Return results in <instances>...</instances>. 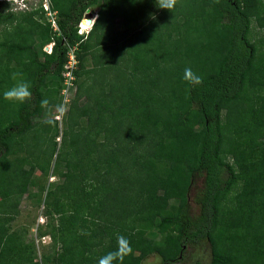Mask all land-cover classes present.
<instances>
[{
    "label": "trees",
    "instance_id": "16d2710c",
    "mask_svg": "<svg viewBox=\"0 0 264 264\" xmlns=\"http://www.w3.org/2000/svg\"><path fill=\"white\" fill-rule=\"evenodd\" d=\"M155 2L48 0L56 33L41 21L38 3L22 13L27 25L13 39L0 41L12 61L0 67V247L10 242L5 223L18 199L30 187L44 190L34 171L45 179L51 166L59 181L43 203L58 220L56 264H98L116 250L118 236L132 248L123 264L152 254L173 264L183 244L198 239L210 247L203 264H264V64L251 26L264 30V0H180L172 12H150ZM93 6L90 29L78 35ZM11 15L0 23L12 24ZM36 42L40 49L52 43L50 52L38 55ZM114 48L121 52L115 61L106 57ZM69 49L75 92L57 142V122L40 121L41 100L60 102ZM188 67L200 85L184 81ZM13 73L30 84L24 104L3 98ZM262 158L256 175L254 161ZM245 163L238 178L235 167ZM198 178V214L191 216L188 192ZM237 181L236 215L222 225L220 204Z\"/></svg>",
    "mask_w": 264,
    "mask_h": 264
},
{
    "label": "rangeland",
    "instance_id": "374dc122",
    "mask_svg": "<svg viewBox=\"0 0 264 264\" xmlns=\"http://www.w3.org/2000/svg\"><path fill=\"white\" fill-rule=\"evenodd\" d=\"M8 0H0V17L2 15L12 14L13 17L12 24L8 23H0V41H8L12 40L15 33L18 29L26 26L27 24L23 22L22 16L24 11H29L28 9H20L18 6V0H11V2H7ZM146 1V0H145ZM7 3L8 5H4ZM38 3L43 11L44 19L41 21H47L48 17H46V12L43 9L42 5L46 4L48 6V0H30V7L36 8ZM49 7V6H48ZM97 10L96 6L91 7L90 13L88 17L91 19L94 17L92 14ZM159 10L156 6V2L149 8L150 12H156ZM93 11V12H91ZM85 18V12L82 16V19ZM92 20V19H91ZM252 26V33L255 39V44L257 45L258 55L261 58V66L264 64V30L258 29ZM51 27V26H50ZM52 28V27H51ZM88 28V27H87ZM114 28L116 30H120V19L117 18L114 22ZM55 33L57 30L52 29ZM37 41V40H36ZM38 42V41H37ZM35 44V50L37 54L40 55L42 52V48L38 47V44ZM119 48H114L113 51L107 53L106 57H109V60H117V57L121 52H119ZM40 58V56H39ZM108 63V62H106ZM112 64V63H109ZM5 65H12V61L10 58H7L3 52H0V67ZM83 66L90 67L89 58H85L83 61ZM262 70H260L261 72ZM256 82V81H255ZM258 84V82H256ZM74 93L69 95L68 99L71 100V97ZM85 100L81 99L79 104L83 103ZM67 102L64 104L65 109L67 108ZM59 105V102L58 104ZM45 107L43 110L42 120H55L54 117L60 119V123L57 120V128H58V138L55 141L58 142L60 137V131L63 130V122L66 115V110L63 113H59L56 110V106ZM249 116H247V121ZM93 132V129H92ZM264 149V146H263ZM18 156H23V152L18 153ZM231 161V160H229ZM263 161V158L260 160L254 161V167L259 168V173L256 172V175L262 173V168L259 166V162ZM52 164V162L50 163ZM247 163L242 164L241 167H235V171L238 173V178L242 177L243 171H246ZM261 169V170H260ZM33 177H36L39 180V184L44 186V190L41 192L36 187H30L28 190V194L22 196V198L17 201V208L14 216L5 223L6 234L9 236V243H7L6 247H0V264H27V260L31 259L32 261H36L39 264H56L53 258L60 253V242L58 241V234L55 232L56 226L58 225L57 216L55 215H46L45 213V205L43 203L44 194L49 189L53 188L54 184L58 183V179L56 176H53L51 173V166L49 170V174L45 179L39 175V172L36 170L33 173ZM41 177V178H40ZM41 181V182H40ZM264 186V183H261ZM53 185V186H52ZM201 188V179H195L193 185L191 186L188 192V203H189V214L191 216H196L198 214V206L195 204V197L198 195V191ZM241 188V181H237L234 186L231 187V190L227 194L226 198L220 204V222L221 224H225L227 220L235 217L234 211L236 210L237 204L240 200H236V196H239V190ZM258 189V188H257ZM256 189V190H257ZM260 189L257 190V193ZM32 195V197H28V195ZM5 197L4 194L0 195V199ZM14 203V202H13ZM171 205H176V201H170ZM67 214V213H65ZM84 232V231H83ZM81 231L78 232L80 234ZM69 234H66V238L69 237ZM147 237L152 238L155 242L160 240V236L155 233L146 234ZM263 240L264 237L260 238V241ZM106 241V238L104 239ZM182 254L181 257L177 260V262L173 264H196V263H207L210 260V247L209 243L205 239H198L194 242L184 243L182 246ZM20 253V256L17 255ZM141 264H161L158 257L154 254L145 258Z\"/></svg>",
    "mask_w": 264,
    "mask_h": 264
},
{
    "label": "clouds",
    "instance_id": "9594fccd",
    "mask_svg": "<svg viewBox=\"0 0 264 264\" xmlns=\"http://www.w3.org/2000/svg\"><path fill=\"white\" fill-rule=\"evenodd\" d=\"M23 1L26 3L28 9L30 0ZM7 2H11V0H8ZM179 2L180 0H156V6L159 9L172 12L179 4ZM150 18L155 19L154 16H151ZM19 75V73L12 74L11 78L13 81H16V83H14L12 87L8 88L3 93V98L12 104H24L30 101L32 97V92L30 91V84L24 79H18ZM183 79L188 85L192 87L198 86L202 83V77L193 72L190 67L185 68ZM48 104V99L41 100L42 108L47 107ZM56 110L59 113H63L66 109L63 104H59L56 106ZM48 123L51 124L53 122L49 121ZM131 253L132 248L129 240L124 236H118L116 250L102 256L99 259L98 264H123L124 258L130 255Z\"/></svg>",
    "mask_w": 264,
    "mask_h": 264
},
{
    "label": "built area",
    "instance_id": "2783aa9c",
    "mask_svg": "<svg viewBox=\"0 0 264 264\" xmlns=\"http://www.w3.org/2000/svg\"><path fill=\"white\" fill-rule=\"evenodd\" d=\"M19 2L17 3L20 9H27L26 3L23 0H18ZM43 9L46 12V17H48L47 22L50 23V26L52 27V29L56 30V26H55V22H54V12H51L48 8V6L46 4L42 5ZM91 24L87 29H81L80 28V22L77 25V34L78 35H82V34H86L87 31L90 29L94 19H95V15L93 18H91ZM82 20V19H81ZM80 20V21H81ZM52 43H49L47 45H45L42 48V51H44L45 53H49L50 49H51ZM76 66V60H75V56L73 54V49H69L68 53H67V60L66 62L63 64L62 67V72H61V77H62V89L60 90L59 93V97H60V102L59 104H65L66 102H69V95L73 94L75 92V87L72 83L73 80V76H72V70L75 69ZM55 120H57L60 123V119L57 117H54Z\"/></svg>",
    "mask_w": 264,
    "mask_h": 264
},
{
    "label": "water",
    "instance_id": "95a60500",
    "mask_svg": "<svg viewBox=\"0 0 264 264\" xmlns=\"http://www.w3.org/2000/svg\"><path fill=\"white\" fill-rule=\"evenodd\" d=\"M89 15H91V13H90L89 9H86L85 10V18H84L86 25H89L90 24V21H91L90 18L88 17Z\"/></svg>",
    "mask_w": 264,
    "mask_h": 264
},
{
    "label": "bare ground",
    "instance_id": "6f19581e",
    "mask_svg": "<svg viewBox=\"0 0 264 264\" xmlns=\"http://www.w3.org/2000/svg\"><path fill=\"white\" fill-rule=\"evenodd\" d=\"M90 24H91V21H90ZM90 24H89V25H86V24H85V19L83 18V19L80 21V28H81V29H87V27H89Z\"/></svg>",
    "mask_w": 264,
    "mask_h": 264
}]
</instances>
